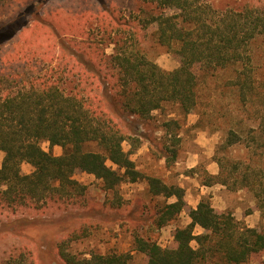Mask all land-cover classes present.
<instances>
[{"label": "trees", "instance_id": "16d2710c", "mask_svg": "<svg viewBox=\"0 0 264 264\" xmlns=\"http://www.w3.org/2000/svg\"><path fill=\"white\" fill-rule=\"evenodd\" d=\"M5 1L0 0V5ZM70 1L72 4L74 0L63 3ZM139 1L152 8L140 19V28L123 15L127 0H91L89 11L76 4L79 10L72 11L78 14L70 17L80 28L73 34L78 41L69 39L67 44L59 43L54 24L49 22L55 5L62 4L60 1L43 3L42 11L35 13L41 19L30 22L16 18L13 28L20 31L27 30L30 24L36 28L48 25V40H53L52 44L56 41L62 54L47 61L43 58L47 67L36 61L28 67L26 55L23 62L14 64L0 54V152L4 153L0 167V216L8 220L0 232L21 236L19 229L38 226L33 221L35 217L80 209L88 188L74 179L77 174L94 175L107 193L116 192L122 184L145 179L130 157L141 147L142 140L131 133V125L122 124L121 114L155 124L154 113L166 105H175L185 114L197 112L196 68L204 72L233 71L232 86L242 105L264 106V80L258 75L252 49L253 43L264 36V8L246 5L218 11L210 0ZM92 20L107 36L130 35L124 40L115 39V55L107 57L95 36L85 29ZM141 31L154 36L180 66L166 71L147 58L139 46ZM70 78L76 79V85L67 92L61 83ZM104 86L112 109L105 100ZM162 127L172 143L165 141L159 146L163 144L162 157L171 167L178 159L182 125L179 120L170 119ZM254 130L251 142L236 129L227 132L215 156L219 172L206 173L203 184L251 193L264 218V117ZM45 141L51 147H61L62 155L46 152L41 146ZM124 143L130 144L131 152L124 150ZM92 145L98 151L89 150ZM233 147L244 150L245 159L228 157L226 153ZM25 163L34 168L32 173L23 172ZM146 180L149 194L165 199L149 220L151 231L160 232L182 214L191 220L187 226L175 228L171 248L161 247L152 236L135 233L134 245L147 257L146 264H249L254 256L264 253L263 227L243 225L232 212H220L207 199L191 207L182 187L167 185L153 176ZM171 198L175 201L169 202ZM122 206L121 198L107 199L104 210L115 211ZM89 219L85 218L83 224L59 240L55 248L58 260L62 264H130L132 257L128 253L79 257L71 252L72 246L95 228ZM196 228L201 232L196 233ZM26 238L37 247L38 254L23 245L0 264H40L38 242Z\"/></svg>", "mask_w": 264, "mask_h": 264}, {"label": "rangeland", "instance_id": "374dc122", "mask_svg": "<svg viewBox=\"0 0 264 264\" xmlns=\"http://www.w3.org/2000/svg\"><path fill=\"white\" fill-rule=\"evenodd\" d=\"M48 1L6 0L3 5H0V54L2 53L6 59L19 64L23 62V55H26L28 56V67H33L34 61L42 67H47L48 63L42 61L43 58L47 61L50 57L56 59L61 56L62 52L57 42L52 44L53 40H48L50 37L48 25L46 27L37 25L36 28L35 24H30L29 28L23 31H20V28H13L16 18H23L30 22L37 17L41 19L38 15L35 16V13L42 11V4ZM57 1L62 4L55 5L53 17L49 22L54 24V29L57 30L53 31L57 34L59 43L67 44L70 40H77L73 34L80 29L70 17L71 15L76 17L78 14L75 15L72 10L78 8L76 4L80 3L81 9L89 11L91 0L87 2L74 0L72 4L70 1L71 5L63 3L65 0ZM210 2L218 11L241 9L246 5L264 8V0H210ZM30 7L31 10H29ZM122 8L123 15L127 19L134 20L139 28L140 19L146 16L144 13L152 9L150 5H145L139 0H127L126 6ZM48 12L46 8L45 14H49ZM168 13L172 14L173 11H168ZM85 29L95 36V41L100 43L107 57L115 55V39L124 40L130 37L126 33L114 37L107 36L100 31L95 20L90 21ZM139 37L141 51L159 67L172 71L180 66L178 59L165 47L159 46L154 36L141 31ZM252 49L258 75L264 80V36L259 37L253 43ZM35 53L37 55L34 58ZM195 72L198 77L197 112L185 114L175 105H166L164 109L154 113L155 124H147L121 114L122 124L131 125V133L142 140L141 147L131 153L130 157L145 179L137 183L122 184L116 192L107 193L102 188L101 180L94 175L87 173L75 175L74 179L88 188V195L82 201L83 206L63 215L35 217L33 221L38 226L19 229L17 233L21 236L0 232V263H3L15 248L23 245L34 249L37 255V247L26 238L29 237L39 244L40 264H62L55 255L56 244L71 229L83 224V220L89 217L88 221L95 223L96 226L88 237L72 246V253L79 257H89L92 253H128L132 257L130 264H146L147 257L138 252L134 245L135 233L138 232L145 237L152 236L161 247L171 248L174 246L175 228L185 227L191 222L187 215L182 214L177 222L167 225L160 232H154L148 228L149 220L158 210V205L165 199L154 198L149 194L147 176L158 177L167 185L182 187L185 192V201L191 207L195 208L203 199H207L220 212H232L243 225L250 228H264V218L261 217L251 193L232 191L219 184L210 187L203 184L206 180V173L216 175L219 172L215 156L227 132L230 129H236L245 136L244 139L247 142H251L252 134H256L254 129L264 117V106H257L256 103L242 105L232 86L234 72L231 70L204 72L196 68ZM75 80L70 78L67 82L61 83L62 89L67 92L73 90L76 85ZM106 88L104 86V90ZM106 90L105 100L111 108V98ZM170 119L179 120L182 125L178 159L171 167L167 166L166 160L162 157L163 144L159 146V143L168 141L162 124ZM168 143L172 142L168 141ZM41 146L54 156H60L63 153L61 147H51L46 141L42 142ZM123 148L126 152H131L130 144L124 143ZM89 150L98 151L95 145L89 147ZM226 154L231 159L237 160H243L246 157V153L240 147H233ZM3 159L4 153L0 152V167ZM108 164L111 165V163ZM22 170L30 174L34 168L25 163L22 165ZM117 198L122 199L123 206L115 211H105L104 206L107 199L117 200ZM174 201L175 198L169 199V202ZM6 222L8 220L0 216V228ZM195 232L200 233L201 229L196 228ZM193 245L196 244L193 243ZM249 264H264V253L254 256Z\"/></svg>", "mask_w": 264, "mask_h": 264}]
</instances>
